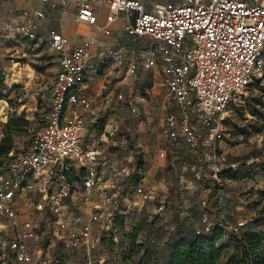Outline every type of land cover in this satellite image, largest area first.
Masks as SVG:
<instances>
[{"label": "built area", "instance_id": "2783aa9c", "mask_svg": "<svg viewBox=\"0 0 264 264\" xmlns=\"http://www.w3.org/2000/svg\"><path fill=\"white\" fill-rule=\"evenodd\" d=\"M38 1L49 11L56 12L69 0ZM100 4L109 8L108 23L121 13L128 14L131 20L125 27L128 34L150 37L160 44L158 52L164 83L173 107L164 119L161 134L188 148L197 158L189 166L193 178L181 179L179 183L186 192L207 193L199 201L203 224L197 233L208 232L212 226L206 211L208 194L215 188L221 191L228 180L223 172L238 167V163H231L224 169V161L221 164L218 143L224 137L223 115L235 101L245 102L249 84L256 75H261L264 66V0L165 1L156 3L152 9H146L139 0H75V19L95 25L94 10ZM45 18L46 10L35 9L32 17L22 24L5 22L1 28L20 39L33 40L39 21ZM49 46L59 55V68L50 82L48 111L29 144L9 153L5 172L0 174V220H6L12 227L11 233L0 235V253L9 254L19 264H33L28 243L37 238L39 224L34 217L19 222L16 205L23 198L30 197L35 214L52 217L61 229L77 226L79 229L74 231L77 233L69 239V245L89 249L95 243L92 232L98 225L104 232L110 231V235L117 232L115 228L109 230L117 216L116 210L119 215L128 213V208L117 209L121 204L117 179L132 176L135 171L121 167L104 179L98 162L104 144L113 133L99 131L87 143L81 137L84 120L79 111L89 110L91 103L78 94L77 88L85 80L91 57L90 43L70 49L66 38L51 30ZM10 63L15 62L11 59ZM116 63L121 66L119 59ZM154 65L152 59L143 68ZM138 69L135 64L129 67L130 78L136 76ZM9 70L3 68L5 77ZM10 73L12 75V70ZM17 103H21V98ZM202 137L206 138L205 142ZM93 190L98 192L100 204L88 214L68 213L76 192L87 191L88 195ZM133 193L142 201L156 198L153 190L140 184ZM168 205V201L159 199L153 211V217L160 216L163 226L170 224L165 214ZM221 219L225 220L223 215ZM250 220L225 222L227 230L234 232ZM124 232L129 233L126 226ZM113 239L116 240V236ZM59 261L54 259L53 264Z\"/></svg>", "mask_w": 264, "mask_h": 264}, {"label": "rangeland", "instance_id": "374dc122", "mask_svg": "<svg viewBox=\"0 0 264 264\" xmlns=\"http://www.w3.org/2000/svg\"><path fill=\"white\" fill-rule=\"evenodd\" d=\"M140 1L148 9L153 8L156 3L165 1L183 2V0ZM13 2L14 0L5 2V7L10 10L2 14L4 17L2 20L16 21L12 13ZM1 25L0 30H2ZM33 40L34 42L31 43L29 40L18 37L9 39L6 43L8 50L1 60L3 68L11 66V59L22 66V75L12 79L8 77L7 81L5 78V83L12 80L14 83L11 85L20 86L19 93L11 96L15 101L8 100L10 94L7 91H4L7 96L1 100L5 103L8 102V108L5 104L7 119L1 117L0 132L4 138L6 136L11 138L13 149L16 151L24 149L29 144L33 133L43 122L42 116L48 111L47 98L50 93V82L58 66L57 53L50 48L46 31L38 30L36 38ZM159 45L158 42L153 41L149 47L158 52ZM10 55L13 56L10 57ZM152 71L145 72L138 78L136 81L137 91L135 90L129 96H123L120 99L124 103L126 113L122 121L123 125L119 126L113 137L123 140L124 149H110L103 155L117 166L135 170L132 176H120L117 179L121 190V204L117 209L128 208V213L122 215L125 217L124 226L129 232H133L135 226H139L136 245L142 244L144 249L134 255L136 247L132 246L130 238L123 236L122 231L117 229V232L111 236L110 231L104 232L99 225L95 229L96 232H92L95 243L91 248H73L69 245V239L74 233H77L74 231L79 228L71 225L67 229H61L52 217L37 216L33 210L31 198L25 197L16 205L19 222L22 223L31 217L39 222L37 238L28 243V251L32 255L33 264H42L43 261L53 264L54 259H61L64 264H88V262L91 264H153L157 259H162L163 245L176 232L179 218H183L181 216L176 218L174 215L176 206L172 207V203L175 204L180 200L182 210L180 214H183L188 212L190 207L199 205V200L207 195L206 192L200 190L197 191L199 192L198 198L195 194L197 192H186L184 185L179 183L181 179L193 178L189 172V166L197 161V158L191 155L188 148L181 147V144L173 143L162 136L164 117L170 113L173 107L160 69L156 68L157 73ZM154 75L156 76L154 77ZM152 87L153 89H150ZM18 98H21L20 104L17 103ZM252 100H258L259 103L248 105ZM128 101L133 104V110H131L132 107ZM35 104H37V108ZM34 107L36 108L34 116L28 114V117L33 116L34 118L27 119L24 111ZM250 107L251 110L258 112L264 111V66L261 75H256L253 78L245 102L237 100L228 106L223 115L224 137L218 143L222 158L221 164L224 161V169L231 163H238V166L246 164L247 167L243 174L229 177L226 182L224 203H226L228 219L232 223L255 219L257 227L264 229V130L259 129L262 125L260 118L250 112L248 109ZM30 110L34 112V109ZM19 117L26 123L18 131H6L5 122L10 118L17 119ZM260 138L261 140H259ZM205 139L202 137V142H205ZM183 153L185 155H181ZM139 162H143L141 173L138 172L140 170L138 169ZM143 179L149 184V189L155 187L152 189L156 194L154 200L142 201L134 196V188ZM77 190L81 191V188L77 186ZM90 193L87 195V191L76 192L71 198L72 202L68 206V213L88 214L90 209L94 208L96 204H100L101 198L98 192L93 190ZM159 199L169 202L170 209L168 212H164L167 220L170 221V225L166 228L157 219L160 216L153 217V211ZM138 209L141 210L139 214L136 213ZM116 212L117 215L120 214L117 210ZM214 218V214H212L208 220L213 222ZM112 224L114 225L112 222L109 229L111 231L112 228L114 229ZM11 232L10 224L6 220H0V235ZM108 233L109 235H107ZM113 236H116V240L113 239ZM101 238L102 240H100ZM229 251L222 258V264L225 263ZM0 264L19 263H16L9 254L0 253Z\"/></svg>", "mask_w": 264, "mask_h": 264}, {"label": "crops", "instance_id": "0c3cea01", "mask_svg": "<svg viewBox=\"0 0 264 264\" xmlns=\"http://www.w3.org/2000/svg\"><path fill=\"white\" fill-rule=\"evenodd\" d=\"M12 7V13L15 16L16 21L2 20V18L4 19L2 14L6 13L10 9L5 7V2L3 0H0V24L7 21L13 24H22L32 16L35 9H44L46 10V18L39 21L38 30L46 31L48 37L51 30L61 33L68 41V47L70 49H74L84 42L90 43L89 51L91 57L86 68L85 80L77 88L78 94L87 98L91 103V108L89 110L80 109L79 111L84 120V130L81 137L84 142L87 143L92 137L96 136L100 132H105L107 134L113 133V135L109 136L108 141L104 144L103 151L98 162V170L103 178L107 179L111 177L118 168H121V166H117L103 155H105L110 149H124L123 140L113 137L116 135L119 126L123 125L122 121L124 120V115L126 113L124 103L123 101H120V99H122L123 96L127 97L135 90H138L136 81L143 73L151 70H153V73H157V68L160 69L163 76V68L159 52L155 49L152 50L151 47H149V44L151 45L155 40L146 36L139 37L128 34L125 29V27L131 22L128 14L121 13L113 22L108 23L107 17L109 15V8L104 4L97 5L94 10L96 15L95 25L81 23L75 19L77 10L75 0H69L65 7H60L56 12L49 11L47 6L41 4L38 0H14ZM106 30L109 32L108 34L105 33ZM12 38L16 37L0 30V60L3 59L8 50L6 44L7 41L9 39L12 40ZM150 39L153 41L151 42ZM12 56L13 55H10V57ZM117 59L121 61L120 67L117 66ZM152 59L155 60V65L149 69L143 68V65ZM57 63L58 66L55 74L59 68L58 53ZM134 64L139 69L136 76L130 78L128 69ZM5 68L10 69L13 72L11 75L10 70L8 71L6 81L8 77L12 79L13 77L22 75V66L19 65L18 62H15L14 64H11L10 67ZM155 76L156 75H154V77ZM28 81L30 83V80ZM12 83H14L12 80L11 82H6L8 87L12 86ZM150 89H153V87ZM34 95H36V93H34ZM49 99L50 93L47 98L48 106ZM5 104L8 108V102L5 103L4 101H0V119L1 117H4L6 120L7 113L5 110ZM128 104L131 107L133 106L131 101H128ZM36 105L37 104H35V107L37 108ZM35 107L28 108L24 111L27 119L34 118L33 116L36 111ZM30 109H34V112ZM131 110H133V107ZM172 111L173 108L170 113ZM28 114L33 116L28 117ZM181 155H185V153ZM138 172L141 173L142 168H140ZM137 184L142 185L146 189L150 188L145 179L141 180ZM152 189H155V187H151V190ZM140 211L141 210L138 209L136 213L139 214ZM93 231L96 232L95 229Z\"/></svg>", "mask_w": 264, "mask_h": 264}, {"label": "trees", "instance_id": "16d2710c", "mask_svg": "<svg viewBox=\"0 0 264 264\" xmlns=\"http://www.w3.org/2000/svg\"><path fill=\"white\" fill-rule=\"evenodd\" d=\"M29 41L31 43L34 42V40ZM5 78L0 60V101L7 96L4 94V91L9 92V101H15L11 96L12 94L19 93L20 86L12 85L8 87L5 83ZM251 83L248 86V90ZM257 103H259L258 100H252L248 105H255ZM9 109L11 110V108ZM248 109L253 115L260 118L262 125L259 129L264 130V111L258 112L256 110H251V107ZM24 123H26V121L20 117L17 119L10 118L5 122L4 128L6 131L14 132L18 131ZM1 135L0 174H3L5 172V161L9 153L16 150L13 149L11 138L9 136L4 138L2 133ZM142 165L143 162H139L138 169H140ZM245 165L246 164H242L238 166L236 170H225L223 174L228 178L233 176L237 177V175L243 174L244 170L247 168ZM225 192L226 186L221 191L215 188L208 194L207 199L209 200V205L206 208L208 218L212 214H214L215 218L214 221L211 222L212 226L210 231L199 234L197 233V229L201 228L203 224V214L200 206L197 204L196 206L190 207L188 212L180 214V211L182 212L180 206L181 201L178 199L179 201L177 203H172V207L176 206L174 210L176 218H179V216L183 218H179L176 232L163 245L162 259H157L153 264H222V258L228 250L230 251L227 254L224 264H264V229L257 227V220L251 219L244 227L239 228L237 231H228L225 221L231 222V220L228 219L226 203H224L226 199ZM195 194L196 197L199 198V192ZM214 197H216V200ZM189 201H191V198H189ZM168 209H170V207H167L166 212H168ZM222 215L225 220L221 219ZM124 222L125 217L117 215L114 219L113 227L122 231L124 237L130 238L132 246L136 247V252H134L135 255L144 249L143 245H136L139 226H135L133 232L125 234ZM163 227L166 228L167 226ZM59 264H64L61 259Z\"/></svg>", "mask_w": 264, "mask_h": 264}]
</instances>
